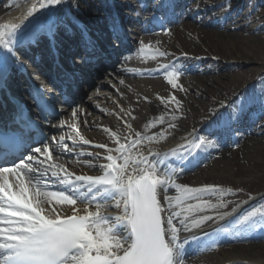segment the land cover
I'll list each match as a JSON object with an SVG mask.
<instances>
[{
	"label": "bare ground",
	"instance_id": "bare-ground-1",
	"mask_svg": "<svg viewBox=\"0 0 264 264\" xmlns=\"http://www.w3.org/2000/svg\"><path fill=\"white\" fill-rule=\"evenodd\" d=\"M91 1L68 0L64 3L61 0H38L37 5L45 3L40 15L47 13L55 21H58L60 17L61 19L65 18V15L60 16L61 13L71 12L75 8V10L90 13L74 14L75 18L72 17L73 19L66 23L68 27L58 26L56 35H53L52 45L59 51L58 60L66 70V72H62L57 69L56 77L61 79L65 86H69V88L67 86V90L70 94L67 95L72 101L78 96L72 91V87L79 89L80 85H89L93 77L100 74L102 69L109 71L105 73L111 78L110 83L119 81L120 85L117 86L123 88L122 98L119 97V101L129 111L128 121L134 125V135L130 136L129 133L124 132L121 137H116L109 132L103 134L88 133L86 132L88 125H84L81 131L87 135L85 137L93 136L97 145L110 148L113 151V156L120 155L124 151L119 156L118 162H123L122 164L125 165L122 167V171H112L109 164L114 162L113 157L109 162L100 160L92 165L90 161H83V165L77 166V169H73L75 166L70 165L72 171L78 170L82 175H86L84 178L88 181L85 180L86 184L84 185H89L94 190L92 198L85 204H80V200L82 201L84 198L81 197L82 195L78 196L76 190L64 189L60 185L61 182L53 180L50 175V182H53V186H58L57 188L62 193L46 187L48 184L43 180L48 177L35 175L36 171L30 173L28 175L29 195L33 205H35V211L11 209L6 206L7 203L3 201L4 199H0V230L15 231L24 235L26 230H31L38 225L37 214L53 220L78 218L82 219L86 226L82 232L77 251L65 264H85L88 257L94 255L102 256L107 260L120 258L126 255L131 248L130 239H132L133 223L130 218L129 190L131 187H135L144 191L147 186H150L155 191L159 211L161 210L167 226L166 234H168L167 237L172 246L170 248L176 257L172 260V264L182 262L179 255L180 252L185 253L187 244L207 240L213 235L214 238L219 237V233L223 230L229 233L230 238H234L231 240L239 242L250 239L252 237L250 231L252 230L261 234L264 233V217L257 221L240 219V215L247 208L244 207L243 202L232 208L223 207L217 203L205 205L198 203L206 196H215L213 189L217 185L230 178L233 179L237 161L229 153L222 152L223 155L218 164H211L205 170L193 175L184 176L181 173L175 177V174L171 172L175 165H179L182 160L190 155L208 157L209 151L214 146L207 145L205 148L203 146L200 148L198 142L200 133L207 135L203 139L205 143L211 138L219 146L234 140L233 135L227 133V130L230 129L229 124L227 122L221 123V120L228 116L231 119L232 128H238L241 136L251 135L245 142L249 144L248 149L237 156V160L242 158L247 165L252 167V172L249 171L248 178L253 179L255 177L254 172L264 168V145L262 144L264 126L254 128L252 127L254 123L250 119L251 114H264V74H257V69L260 67L257 54L261 51V45L251 41L252 37H257L258 40L264 42V24L258 23V19L253 17L252 10L245 14L241 24L234 20L235 14H238L240 10L238 5L246 3L244 0L238 5L226 4L228 9L224 8L213 12L211 11L213 7L200 8L202 11L199 12V8L195 7L198 0L192 2L190 0H171L169 8L165 9L161 6L159 9L168 13L171 24L176 23L179 17L181 20L179 24L171 26L172 28L166 32H152V22L144 26L139 20L133 21L138 33L141 34V31L146 33L149 37L148 40L154 43L155 50H160L157 51L158 54L165 57L166 60L146 59L140 50H133L131 54L115 59L117 53L104 38V33L108 30L107 27L109 25L114 27L117 22L111 13L114 0H100V5L94 3V10L93 7L86 5ZM116 1L115 4L126 2ZM137 1L143 7H148L150 3L153 7L156 2H159V0ZM260 1L259 4L264 5V0ZM28 2L30 0H0V18L17 12L14 16L10 15L19 18L15 23L17 25L21 23L20 27L27 25L24 24V20L32 19L33 16L30 15L32 11L29 9L30 13L28 14L30 16L23 18L20 14L23 10L28 9V7H24ZM130 2L132 3V1ZM138 3L132 4H136L138 8ZM190 7L196 12L195 15L199 14L201 17V20H197V25L185 21L184 17L186 16L189 20L192 18V13H189ZM117 8L121 9L119 6ZM97 9L102 12L97 14L94 12ZM105 11L107 15L104 16L102 13ZM119 11L122 15L127 14L122 10ZM149 11L150 13L145 14L147 16L144 18L147 21H152L154 17L152 12L155 9ZM213 13H218L219 18L213 20ZM52 14L57 16H52ZM45 17L42 19V16H39L38 21H41L39 24L42 26L46 25ZM97 18H103V21ZM119 20H122V23L126 22L125 17H120ZM62 23L65 24L64 21ZM223 25L226 30L229 28L233 33L225 34L221 31ZM92 26H96V30H91ZM53 27L52 24L47 26L51 32ZM12 28L11 26L6 27L8 40L5 39L2 44L10 45L9 42L20 33V31ZM115 28L113 30L114 35ZM82 31L91 35L97 41L96 48H101L107 56H100L97 62H93L95 56L85 46ZM242 33L246 34L248 39L242 38ZM163 38L166 39L165 44L162 42ZM119 51L130 52V48L121 45ZM33 52L35 54H31ZM24 53L26 54L24 55L25 61H28L27 63L32 67L34 66L39 73H43L42 79L45 78L43 81L48 83L45 74L49 75L47 73L51 72V68L44 69L40 64L53 63L54 57L50 51L47 48L33 46L30 52L25 51ZM87 53L90 60L80 67L81 71H73L72 66L75 67L76 63H80L77 60L78 54L86 58ZM35 55L38 56V60ZM122 57L126 65L133 67L132 69L128 71L120 69L119 61ZM8 70L9 72L13 71L9 66ZM172 70H177L181 74H191L185 83L189 89L193 90L190 95L194 101H189L185 108L181 107L180 96L177 94L173 97L172 104L167 101L164 102L160 97L167 92L166 76ZM66 73H72L74 79H70ZM241 73L246 76L242 78ZM13 77H9V80H12ZM122 80L134 85L135 92L139 95L135 96L131 88ZM179 83L178 78L172 79L173 88L180 90ZM242 84L245 86L240 91ZM107 88L113 91L111 94L120 95L119 91L112 89V87L107 86ZM106 91L89 90L88 92L94 95L96 103L95 107H88V105L86 107L96 113L101 112L103 115L107 112L111 113V110L106 111L101 105L103 103L102 98L107 96ZM180 91L183 92V90ZM227 103L228 105L225 106ZM82 112L85 110H76L75 113L79 115ZM102 123L108 124L109 128L118 130V127L113 125L110 120L102 121ZM219 123L223 124V127L221 131H216L213 128L215 124ZM63 127L65 128L63 125L59 126L60 129ZM255 137H262V140H256ZM64 140L62 134L53 144V150ZM117 149H119L118 152H116ZM203 149L206 151L205 153ZM34 168L38 169L36 163ZM55 170L59 171V168L56 167ZM78 171L75 173L79 174ZM104 175L110 178L107 177L106 180L100 181ZM187 181L191 182L189 185L192 187H186L183 191L178 189V191H173L175 186H180L179 184ZM64 194L72 196L76 204L71 207L66 204L63 198L65 197ZM242 194L238 192L237 195L239 197L248 196L245 198V203L254 197L250 194ZM98 200H106L107 202L102 205L97 202ZM251 202L254 204L257 201L254 199ZM23 217L25 219H22ZM236 219L238 220L237 225L230 226L231 222ZM12 224L17 226L16 230L11 229ZM5 236V233H0V240H3ZM260 238L264 237L260 236ZM203 249L208 248L193 246L189 252H196L197 250L202 252ZM214 249L215 251H212L215 253L214 255L191 260V264H264V244H245Z\"/></svg>",
	"mask_w": 264,
	"mask_h": 264
},
{
	"label": "rangeland",
	"instance_id": "rangeland-1",
	"mask_svg": "<svg viewBox=\"0 0 264 264\" xmlns=\"http://www.w3.org/2000/svg\"><path fill=\"white\" fill-rule=\"evenodd\" d=\"M193 0H190V2H192ZM229 1V2H228ZM246 1L245 4H241L238 5L242 2V0H198L197 4H195V7L199 8V12L202 11L200 10V8H211V11H216V10H222V9H226L227 5L226 4H230V5H238V7L240 8L238 14H235L234 16V20H236L237 23L241 24V22L244 20V16L245 14L250 13V11L252 10V13H254L253 17H256V19H258V23L259 24H264V5H260L259 3L261 2L260 0H244ZM228 2V3H227ZM208 3V4H207ZM32 2L30 0V2H28V7L29 5H31ZM193 6V5H192ZM94 9V8H93ZM228 9V8H227ZM190 12L192 13L193 17L190 20H188V22L197 25V20H201V17L198 15H195L196 12H194V9H191L190 7ZM95 12V11H94ZM217 15V16H216ZM212 19L216 20L217 18H219L218 13H213L212 15ZM193 20V21H192ZM1 21V20H0ZM195 21V22H194ZM215 22V21H212ZM225 25V23H224ZM222 26V28L220 29L221 31L225 32V34H232L233 31L230 30L229 28L226 30L225 26ZM166 28V27H165ZM161 30H165L164 28H162ZM128 37L130 38L131 44L134 46V48H137L138 44L140 42L143 43L144 38L141 35H138L137 32H135L133 30V32H129L126 31ZM132 37V38H131ZM242 38L248 39L247 35L242 33ZM134 39V40H133ZM139 40V41H135V40ZM257 39V37H252L251 41L257 42L259 45H261V51L258 52V61H259V69H257V74L261 75L264 74V42L260 41V40H255ZM166 41V39H162V42ZM246 42V41H245ZM141 44V43H140ZM165 44V42L163 43ZM161 48V47H160ZM155 45L154 43H150L148 44L147 48H145L144 52L146 54L147 57L151 58V59H155L158 61H165V57L161 56L158 54L157 51L160 50H155ZM124 55V54H123ZM120 69L121 70H130L133 67H130L128 65H126V62H124L123 57L120 59ZM224 64H227L224 62ZM244 76H246L245 74L241 73V77L243 78ZM191 77V74H180L179 72H172L171 74H169L167 79V92L166 94L160 96L163 101H167L169 103H173V97L177 94V96H180V103H181V107L185 108V106L187 105V103L189 101H194L193 97H191L190 92L193 91L192 89H189V87L187 86V83H185V81H188V78ZM122 79L124 77H121ZM174 78H178L179 79V86H180V90H183V92H181L178 89L173 88L172 86V80ZM103 80V81H102ZM95 83L94 85V90L96 91H106L107 96L102 98L103 103L102 108L105 109L106 111H112L107 112V114H101V112H94L91 111L90 109H88V116L86 115V117H78V121L79 125H76L75 123V130L73 129H67L68 130V134L67 138H66V142L63 144V154L62 155H58L57 153L55 154V157L58 158V160H56V162L54 161V167L59 168V172L61 174V176H63V174H69V177L74 174H76L75 172L78 171L76 170L75 172L71 170L70 165L75 166L73 167V169H77V166L83 165V161H90L92 162V164L94 163H98V161L100 160H105V161H110L111 157H114L115 160L113 163L109 164L111 165V170H115L117 169H121L120 167H122V162H117L116 165V159L119 155L113 156V151L110 150V148L102 145L99 146L96 144L94 137L93 136H87L86 134H84L81 130L83 129L84 125H88L87 126V131L88 133L90 132H95L97 134H103V133H110L116 137H121L123 135L124 132L129 133L130 136L134 135L135 132V128L133 123H129L130 121H128L129 119V114L127 111V109L123 106V103H120L121 101H119V97L122 98V93H123V88H120L117 85H120L119 81L111 82V78L106 77L105 75L102 76H98L94 78ZM124 83L126 85H128L131 90L133 91L135 96H138L139 93H136V89L134 87V85H131L130 83L126 82L125 80ZM249 83V82H248ZM189 84V83H188ZM107 86L110 88L112 87V89L119 91L118 93H120V95H114L111 94L113 91L109 90L107 88ZM245 85L242 84V89H239L240 91L243 90V87ZM142 87H144V85H142ZM149 88V87H148ZM150 89V88H149ZM141 95V94H140ZM88 97V96H86ZM229 102V101H228ZM231 102V100H230ZM95 103L96 101H94V99L92 98L91 100H88V107L92 106L95 107ZM100 105V106H101ZM228 103L225 105L227 106ZM86 107V108H88ZM103 112V111H102ZM104 113V112H103ZM251 117L253 118V120L251 119ZM251 122L254 123V125L252 127L254 128H259L261 126H264V114L261 115L260 117L257 116H251ZM230 117H227L225 119H222L224 122L227 121L226 119H228ZM110 120L112 122L113 125L118 127V130L116 129H112L108 127V124L105 125L104 123H102V121H108ZM78 124V123H77ZM251 137V135L245 136L243 137V139H241L240 141L236 142V146L234 148H229L226 149V151H224L225 153H229V155L233 158L236 159V165L234 168V172H233V179L230 178L228 180H225L222 184L217 185L216 188H214L213 192L215 196H206L205 198L201 199L198 201L199 205H205L207 203H212V204H220L223 207H229L232 208L233 206L239 204L240 202H243L245 211L241 214L242 218H245L247 220H253V221H257L260 220L261 218L264 217V168L263 169H259L258 171L254 172L255 177L253 179H249V173L252 172V167H250L249 165H247L245 163V160H242V158L240 160H237V156H239V154H241L244 150L248 149V143L246 144V140L249 139ZM254 138V137H252ZM256 140H262V137H255ZM263 141V145H264V140ZM100 142V141H98ZM227 147L224 146L223 148ZM119 149L116 150V152H118ZM123 153V152H122ZM222 149H218L215 152H213L212 156H210L209 158L206 159H197L196 161H194L189 170H187L185 172L186 176L189 175H193L195 173L201 172L203 170H205L209 165L211 164H218L221 161L222 158ZM241 156V155H240ZM55 158V159H57ZM191 158V156L189 158H187L186 160H189ZM184 160V161H186ZM51 166H53V162L51 164ZM81 167V166H80ZM105 168V167H104ZM174 172L177 174L181 173V171H184V168L181 167V165L179 166H175ZM122 171V170H121ZM250 171V172H249ZM248 172V173H247ZM78 173L82 176V173L80 171H78ZM78 175V174H76ZM80 185L82 184L81 180L79 179ZM189 183H191L190 181H187L186 183L179 184L180 186H175V189L173 191H178V190H184L186 187H192L191 185H189ZM77 186V185H76ZM178 189V190H177ZM85 190V187L82 189V191ZM54 191V190H53ZM238 192L243 193V194H250L254 197H252L250 199V201H247L245 203V198H248V196H244V197H239L237 194ZM242 194V195H243ZM65 203L70 205H74V199H71V197H65ZM257 201L254 204H252V200ZM73 202V203H72ZM263 208V209H260ZM240 217V218H241ZM246 244H256V245H260V244H264V241H246ZM245 244H242L241 246H243ZM227 246H225L226 248ZM223 249V248H222ZM201 250H197L196 252H187V254H184V264L185 263H190L191 264V260H195V259H200V258H204L205 256H211L214 255L215 253L212 251H215L214 248L213 250H209L206 251L203 250L202 252H200Z\"/></svg>",
	"mask_w": 264,
	"mask_h": 264
}]
</instances>
